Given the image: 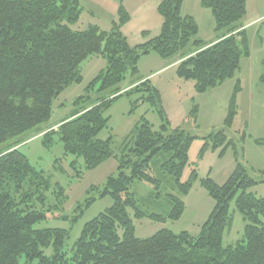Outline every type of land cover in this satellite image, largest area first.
<instances>
[{
  "label": "trees",
  "instance_id": "16d2710c",
  "mask_svg": "<svg viewBox=\"0 0 264 264\" xmlns=\"http://www.w3.org/2000/svg\"><path fill=\"white\" fill-rule=\"evenodd\" d=\"M183 2L161 0L157 7L163 20L160 34L145 44L130 47L121 33L130 16L121 4L117 21L109 30L90 25L84 31H73L71 27L82 13L79 0H0V146H5L0 150V264H18L21 258L28 263L38 260V264H264V197L248 193L258 183L249 177L235 144L223 131L203 139L198 157L202 159L209 149L221 148L222 158L232 148L235 167L221 186L209 177L201 181L215 206L197 236L163 229L150 238L138 239L132 222V218H147L166 223L182 217V197L198 177L193 170L188 180L181 182L195 138L178 128L169 130L160 107V118L166 123L155 132L141 118L125 142L120 159L111 151V138L97 140L108 124L105 112L119 98L139 97L131 103L130 113L141 103L161 104L158 91L149 81L134 84L127 91L119 89L128 74L137 76L140 58L149 54L162 60L180 56L176 76L194 82V91L204 94L232 79L242 58L249 56L241 24L247 0H201L200 6L209 10L214 20L217 41L211 44L195 39L198 26L193 17L181 14ZM91 57L105 61L104 71L89 84L87 94L74 101L73 113L62 119L56 130L38 133L47 148L56 137L64 154L81 158L87 171L113 157L119 162L118 174L107 179L100 193L101 198H111L112 206L84 225L67 254L63 248L69 230L34 229L46 216L33 209V204L39 201L44 205L50 184L17 147L23 143L19 139L23 134L49 122L54 100L67 87L82 83L81 65ZM259 82L264 84V75ZM97 85L98 97L93 99L90 92ZM240 90L237 81L227 106L226 128L233 125L236 117ZM241 139H245V133ZM254 143L263 145L264 140ZM160 155L163 158L156 167L160 175L157 177L152 162ZM135 182L154 188L153 195L142 203L151 201L161 209L166 206L165 214L158 210L147 212L149 209L130 193ZM56 190L64 198L63 189L56 185ZM93 202L90 199L84 206L88 208ZM231 202L246 225L242 241L223 247V235L233 223ZM78 210L73 221L83 213L81 207ZM48 248L53 250L51 257L44 255Z\"/></svg>",
  "mask_w": 264,
  "mask_h": 264
},
{
  "label": "rangeland",
  "instance_id": "374dc122",
  "mask_svg": "<svg viewBox=\"0 0 264 264\" xmlns=\"http://www.w3.org/2000/svg\"><path fill=\"white\" fill-rule=\"evenodd\" d=\"M200 3L201 0H184L182 12V14L193 17L197 23L199 30L196 40L206 39L213 33L210 27L211 22L214 23L211 13L203 9ZM120 4L131 10L135 6V0H81L80 19L71 29L84 31L90 25L110 29L111 24L117 21V10ZM263 15L264 0H247L246 15L241 24H246L252 18ZM114 17H116L115 20H113ZM244 30L248 40L249 56L242 58L240 69L232 79L207 90L204 94L196 93L194 82L179 79L172 69L157 72L162 64H167L164 63L167 60H162L155 54L140 58L137 64V76L132 77L128 74L119 85L121 91L131 83L133 87L134 84L149 81L158 91L161 104L152 106L149 103H141L133 113H130L131 103L139 97H121L105 112L104 117L108 119V124L99 133L97 140L104 142L111 138L110 148L117 159L121 158L124 144L130 139L134 126L141 118H144L155 132H158L160 127L166 123L160 118V107L169 123V130L178 128L195 138L188 153L189 161L183 171L181 182L185 183L193 170L196 171L198 177L189 193L182 197L185 205L182 217L178 221H167L166 223L153 222L147 218L141 220L132 218L136 238L147 239L163 229L173 234L182 232H187L192 236L199 234L215 206L213 199L202 187L201 181L209 177L216 185L221 186L235 167L232 148H229L222 158L219 157L221 148L216 151L209 149L202 159L198 157L204 143L203 139L219 131H223L228 141L235 144L239 161L245 167L249 177L258 183L248 193L257 198L264 197V144L254 143L255 140H264V84L259 82V78L264 75V18L259 25L244 28ZM104 69L105 61L100 57H91L85 61L81 65L82 83L67 87L54 100L49 122L23 134L19 138L23 143L17 147L28 159L30 165L42 172L50 184L45 192L44 205L39 201L33 204V209L44 212L46 216V219L36 224L34 229L69 230L70 235L65 240L63 248V252L67 254H70L84 225L112 206L111 198L109 196L101 198L100 193L107 179L118 174L119 162L113 157L96 169L87 171L81 158L64 154L63 145L56 137L53 145L47 148L43 145L41 134L38 135V133L69 117L74 110V101L87 94L89 84ZM147 75L150 78L146 79ZM237 81L241 88L236 98L237 113L233 125L226 128L224 119L227 106ZM98 88L99 85L92 89L91 98L98 97L96 93ZM195 107L196 113L193 112ZM243 133H245L244 140L241 139ZM4 149V145L0 146V150ZM162 158L163 155H160L152 162L154 163L153 174L157 177L160 175L156 167L162 162ZM56 185L63 189L64 198L58 195ZM130 193L134 194L139 203L143 204L144 200L153 195L154 188L145 182H135L130 187ZM90 199H94V202L86 208L84 205ZM143 205L151 210L147 211L149 213L158 210L165 214L167 210L166 206L161 209L151 201ZM79 207L83 209V213L76 221H73L79 215ZM229 212L233 223L231 229L226 230L223 235V247L234 246L242 241L246 225L241 214L236 210L234 202H231ZM128 213L132 216L130 209ZM52 254V248L44 250L46 257H51ZM38 263V260L28 263L25 258H21L18 264Z\"/></svg>",
  "mask_w": 264,
  "mask_h": 264
},
{
  "label": "crops",
  "instance_id": "0c3cea01",
  "mask_svg": "<svg viewBox=\"0 0 264 264\" xmlns=\"http://www.w3.org/2000/svg\"><path fill=\"white\" fill-rule=\"evenodd\" d=\"M160 1L161 0H139V3H138V0H135V6H133L131 10L127 6L124 5V8L129 14L130 19L125 25L122 26L121 33L126 38L130 47H136V46L145 44L149 40L157 37L160 34V30H161L162 23H163L162 18L159 16L157 12V7ZM79 2H81V0H79ZM183 7H184V2L182 5L181 14L183 12ZM182 15L190 16L188 14H182ZM263 18H264V15L260 17L252 18L246 24H242L243 29L254 27L255 25H259V22H261ZM115 19L116 17H114L113 20ZM210 27H211V30L213 31L212 35L209 37H206V39L205 38L199 39L207 44H211L217 41V36L214 33L215 26L213 22H211ZM100 28L106 31L109 30L106 27L104 29L102 27ZM198 30H199V27H198ZM186 53H190V50H187ZM168 61L169 60H167V62H164L167 64H162V66L159 68L157 72L163 71L165 69H172L174 70V74H176V67L181 62V57L177 56V57L172 58V60H170L169 62ZM147 78H150V76L147 75L146 79ZM131 87H132V83L127 88L123 89L122 91L130 89ZM59 123L60 121L56 125L48 129L56 130Z\"/></svg>",
  "mask_w": 264,
  "mask_h": 264
}]
</instances>
